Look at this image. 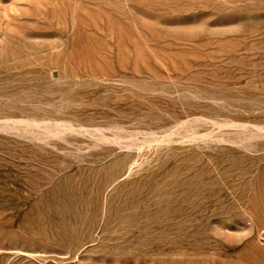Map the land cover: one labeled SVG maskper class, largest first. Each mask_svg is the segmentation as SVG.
Returning a JSON list of instances; mask_svg holds the SVG:
<instances>
[{
    "label": "rangeland",
    "instance_id": "rangeland-1",
    "mask_svg": "<svg viewBox=\"0 0 264 264\" xmlns=\"http://www.w3.org/2000/svg\"><path fill=\"white\" fill-rule=\"evenodd\" d=\"M0 264H264V0H0Z\"/></svg>",
    "mask_w": 264,
    "mask_h": 264
},
{
    "label": "bare ground",
    "instance_id": "bare-ground-1",
    "mask_svg": "<svg viewBox=\"0 0 264 264\" xmlns=\"http://www.w3.org/2000/svg\"><path fill=\"white\" fill-rule=\"evenodd\" d=\"M151 146V145H150ZM139 152V151H138ZM135 162V161H134ZM132 166V165H131Z\"/></svg>",
    "mask_w": 264,
    "mask_h": 264
}]
</instances>
